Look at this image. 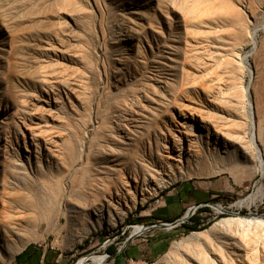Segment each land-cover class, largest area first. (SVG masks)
<instances>
[{
  "label": "rangeland",
  "instance_id": "1",
  "mask_svg": "<svg viewBox=\"0 0 264 264\" xmlns=\"http://www.w3.org/2000/svg\"><path fill=\"white\" fill-rule=\"evenodd\" d=\"M171 89L179 90V108L161 103L162 93ZM263 89L264 0H0V121L7 122L0 123V143H5L6 125L11 132L10 158L19 157L28 165V155L31 161L42 155L47 165L48 156L64 169L81 159L79 143L95 121L105 134L117 125L118 110L129 111L133 100L132 109L140 118L129 120L131 128L144 122L151 131L160 122L165 130L172 116L184 120L181 114L193 108L202 111L209 125L226 118L234 140L243 136L230 147L236 160L228 169L209 165L178 178L124 219L116 216L115 225L106 221L72 249L68 246L77 230L71 233L61 207L45 204L33 222L38 240L30 244L63 252L64 264L109 254L110 245L118 251L135 225L167 222L158 220L164 197L192 181L220 188L232 184L234 191L216 195L210 210L199 214L198 224L210 222L207 228L189 231L180 224L147 229L133 241L149 246L162 235L171 236L162 253L157 257L143 249L142 256L127 257L121 264L156 263L173 242L223 218L264 217V167L259 159L264 162V144H258L259 155L250 141L251 133L264 125ZM137 95L140 100L134 98ZM241 100L244 109L236 112L234 103ZM157 104V109H150ZM197 123L196 129L206 138L201 118ZM60 142L76 147L72 156L63 154V165L58 160L62 155L57 157L62 151L49 156L46 149ZM254 194L256 200L250 203L248 197ZM216 204L232 205L230 210L237 213H221ZM259 247L257 264H264V244ZM239 253L244 259V250ZM14 259L0 256V264H13ZM87 264L93 263L89 259Z\"/></svg>",
  "mask_w": 264,
  "mask_h": 264
},
{
  "label": "bare ground",
  "instance_id": "2",
  "mask_svg": "<svg viewBox=\"0 0 264 264\" xmlns=\"http://www.w3.org/2000/svg\"><path fill=\"white\" fill-rule=\"evenodd\" d=\"M167 91V94L162 93L161 103L179 108L182 105V101L177 100L179 90ZM133 103L134 100L129 111L118 110L117 125L105 134L99 129L101 123L97 126V119L91 132L78 142L81 159L64 169L52 164L48 156L45 158L47 165L42 163V155H37L34 161L28 155V165L19 157L10 158L7 144L11 132L3 125L5 143H0V256L14 259L30 243L38 240L33 233V222L37 210L45 204L52 209L61 207L62 213L67 215L71 233L77 230L74 242L68 246L72 249L75 243L99 230L106 221L115 225L116 216L124 219L128 212L144 206L178 178L190 177L197 173L196 169L204 170L209 165L228 169L235 162L236 156L230 147H236L238 139L243 136L238 134L237 141L234 140L235 136L224 122L226 118L215 119L211 124L212 138L209 136L212 127L206 116L193 108L181 114L184 120L172 116L173 122L165 123V130L160 127V122H156L155 130L151 131L145 128L144 122L131 128L129 120L140 118L132 109ZM244 106L242 100L234 103L236 112H242ZM154 108L157 109L158 104L150 109ZM250 115H253L252 109ZM198 117L208 132L206 138L196 129ZM0 123L7 124L4 120ZM250 141L260 155L258 144H264V125H259L258 131L251 133ZM46 149L49 156H55L58 149L62 151L57 157L62 155L58 160L63 165V154L70 152L72 156L76 147L54 143L53 147ZM259 159L264 167L263 159ZM38 191H41L40 195ZM248 199L254 203L255 194ZM244 202L240 201L239 205ZM215 208L221 210L220 206ZM146 228L145 225H135L132 234L138 236ZM262 244L264 217H228L205 231L173 242L164 258L153 264H257ZM239 249L244 250V259L240 257ZM89 259L93 264H104L107 256L82 257L76 264H87Z\"/></svg>",
  "mask_w": 264,
  "mask_h": 264
},
{
  "label": "crops",
  "instance_id": "3",
  "mask_svg": "<svg viewBox=\"0 0 264 264\" xmlns=\"http://www.w3.org/2000/svg\"><path fill=\"white\" fill-rule=\"evenodd\" d=\"M234 187L232 184L225 185L224 188L217 187L210 183L199 182H187L174 188V191L168 193L163 200V204L158 209L161 215L158 216V220H176L182 217L189 208L195 204L204 203L212 200L216 195H220L221 192H233ZM174 204L175 206H170ZM186 203L190 206L186 207ZM181 210V212H179ZM163 217V215H168ZM162 234V233H161ZM168 236L162 235L157 243L154 244H140L137 241H133L130 245L121 253L112 254L111 258H107L104 264H121L122 260L129 257L142 256V250L144 249L147 254L156 255L157 257L162 253L164 244H167ZM29 246V245H28ZM28 246L18 253L14 259L13 264H64L65 255L63 252H59L52 247L33 245ZM147 248V249H146Z\"/></svg>",
  "mask_w": 264,
  "mask_h": 264
},
{
  "label": "water",
  "instance_id": "4",
  "mask_svg": "<svg viewBox=\"0 0 264 264\" xmlns=\"http://www.w3.org/2000/svg\"><path fill=\"white\" fill-rule=\"evenodd\" d=\"M208 202H204V203H208ZM200 204L201 203L193 205L191 208L188 209V211L182 217H180V218H178L172 222L153 223V224L147 226L146 230L150 229V228L169 229V228L176 227V226L186 222L194 214L196 208ZM134 238H135V235L130 234L129 237L125 240L124 244L118 249V251L116 252V255L123 252L130 245V243L134 240Z\"/></svg>",
  "mask_w": 264,
  "mask_h": 264
},
{
  "label": "trees",
  "instance_id": "5",
  "mask_svg": "<svg viewBox=\"0 0 264 264\" xmlns=\"http://www.w3.org/2000/svg\"><path fill=\"white\" fill-rule=\"evenodd\" d=\"M209 207L205 206V207H201L199 208L195 214H193L186 222L182 223L183 228H185L186 230L189 231H199V230H203L205 228H207L210 224V222L208 223H204L203 225H199L198 223L200 222L201 218L199 217V214L201 212H207L209 211ZM173 221V220H170ZM168 238H171V236H168ZM33 245H29L28 248L32 247ZM107 252L112 255L115 254L117 252L116 247L110 245L107 248Z\"/></svg>",
  "mask_w": 264,
  "mask_h": 264
},
{
  "label": "built area",
  "instance_id": "6",
  "mask_svg": "<svg viewBox=\"0 0 264 264\" xmlns=\"http://www.w3.org/2000/svg\"><path fill=\"white\" fill-rule=\"evenodd\" d=\"M212 202L211 201H209L208 203H201L197 208H196V210H195V212H194V214L196 213V211L199 209V208H201V207H205V206H207V207H210V206H212ZM216 206H220L221 207V210H220V212L221 213H227V212H232V213H237V212H235V211H233V210H230V208L232 207V205H230V206H228V207H224L223 205H220V204H216ZM263 208H264V205H263ZM124 244V243H123ZM105 255L107 256V258L110 256V254H107V253H105Z\"/></svg>",
  "mask_w": 264,
  "mask_h": 264
}]
</instances>
